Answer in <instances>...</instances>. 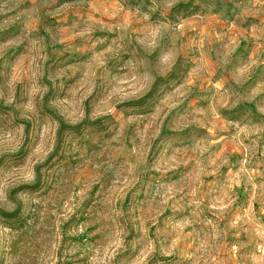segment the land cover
<instances>
[{
    "label": "rangeland",
    "instance_id": "374dc122",
    "mask_svg": "<svg viewBox=\"0 0 264 264\" xmlns=\"http://www.w3.org/2000/svg\"><path fill=\"white\" fill-rule=\"evenodd\" d=\"M0 264H264V0H0Z\"/></svg>",
    "mask_w": 264,
    "mask_h": 264
}]
</instances>
